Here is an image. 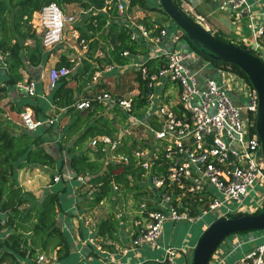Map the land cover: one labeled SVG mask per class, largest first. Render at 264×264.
<instances>
[{
  "label": "trees",
  "instance_id": "trees-1",
  "mask_svg": "<svg viewBox=\"0 0 264 264\" xmlns=\"http://www.w3.org/2000/svg\"><path fill=\"white\" fill-rule=\"evenodd\" d=\"M176 1L181 6L180 0ZM50 2H56L66 12L75 9L79 11L80 20L75 31L78 32L77 42L84 49V54L76 61L71 56V49L61 50L57 52V60L53 66L66 67L70 71L76 69L75 73L71 72L67 77L59 78L48 94L53 107L52 117L59 119L56 125L60 137L56 146L59 148L60 158L55 157L45 146L44 134L54 124L47 122V126L44 123L37 130L30 131L23 124L19 126L7 117L5 110L0 107V264H38L39 256H45L47 264L82 262L83 259L72 253L70 234L58 224L59 213L65 211L63 197L71 190L69 183L80 184L79 186L86 188L85 191L79 190L76 193L75 200V210L82 215L83 222L88 217L95 221L94 211L104 202L127 203L131 200L134 216L131 221L133 227L128 230L130 244L138 227L147 219V212L155 209L150 201L154 190L148 181V171L134 155V151L142 149L146 141V137H137L134 132L148 135V131L141 125H133L131 134H121L124 127L131 122L129 114L117 106H104L95 99V95L109 92L123 97L126 94L111 91L105 82L97 81L94 76L95 72L102 71L107 65L122 68L132 62V56L147 53L145 43L131 39L136 24L143 25L150 31L151 36H155L165 23L172 25L170 17L160 8L158 0H129L123 12H119L117 0H0V54L5 64L0 70V99H6L4 104L9 111L20 114L30 108L34 118L39 120L53 118L37 103L36 96L27 97L16 85L25 79L28 67L41 66L51 57V53L46 51L49 49L44 48L41 43V33L33 24L34 16ZM134 10L154 13L159 17L153 18L145 14L130 22L128 16ZM175 27L181 32L180 38L186 40L194 53L220 70L237 73L250 85L247 76L237 66L211 59L200 48H196L179 27ZM213 34L224 41L232 42L220 33ZM235 44L256 54L246 43ZM125 51L128 52L127 55L123 54ZM77 63L81 66L79 70ZM165 64L163 54L143 61L148 74L159 71ZM134 73L138 94L133 98L135 104L131 114L136 118L146 119L148 125L156 129L159 127L154 113L157 104L142 97L145 80L140 71L134 70ZM131 90L132 87L128 89ZM14 92L17 96L23 94L22 102L8 100ZM81 100H90V106L83 110L77 109L76 103ZM105 135L112 138L120 136V145L113 152L127 156L126 162L109 161L102 152V141L96 140L94 146L90 144L91 140ZM65 159L69 163L71 181L63 178L42 196L24 189L17 181L18 170L31 165L47 167L51 171V177H54L53 171L62 174ZM79 178L83 181H79ZM142 203H147L146 209L141 208ZM262 211L264 207L252 210L251 213ZM247 213L249 212L230 213L226 216ZM197 214L195 211L190 213ZM126 218V214L120 217L114 208L97 220L92 230L93 239L100 249L97 250L90 243L88 254L96 259L99 251H113L114 242L118 241V233ZM215 219L217 216L211 222ZM83 232L85 229L79 226L80 237H84ZM128 264L162 262L147 259Z\"/></svg>",
  "mask_w": 264,
  "mask_h": 264
},
{
  "label": "built area",
  "instance_id": "built-area-1",
  "mask_svg": "<svg viewBox=\"0 0 264 264\" xmlns=\"http://www.w3.org/2000/svg\"><path fill=\"white\" fill-rule=\"evenodd\" d=\"M128 3L129 0H117L119 12L125 11ZM218 8L236 11L240 16H250V5L246 0H225ZM197 17L200 22L203 20L202 16ZM38 20L41 43L44 48L50 49L62 41L65 26L75 22V15H66V11L56 2H50L42 8ZM135 27L131 39L140 43L150 41L159 45L167 36V28L164 27L155 36H151L150 31L141 24H136ZM262 37L264 12L250 48L263 53L259 40ZM175 39L179 48L162 53L166 64L159 71L148 74L143 62L135 64L136 70L140 71L145 80L142 97L148 101L155 102L156 97H159L157 101L166 99V94L155 95L156 88L164 91L166 85L170 84L174 89V102H155L157 105L154 113L159 122L158 128L150 127L146 119H139L131 114L135 104L133 98L138 90L134 96L118 97L109 92L95 95V99L104 106H117L129 114L131 122L121 134H131L133 125H141L148 131L145 146L135 150L134 155L148 171V181L154 190L150 201L155 209L147 212V219L138 227L131 240V249L141 246L157 248L165 222H195L201 219V215L220 207L225 208L222 213L226 216L232 211L227 204H236L233 209L236 212L252 193L261 196L260 200L251 198L253 206H259L263 199L264 160L259 155L261 142L255 130L258 103L256 90L233 71L223 73L220 80L208 78L200 81L197 73L187 66V61L194 52L187 42L181 41L180 35H175ZM123 54L127 55L128 52ZM2 60L3 56L0 54V62ZM4 65V62L0 64V70ZM111 69L113 66H105L102 71L95 72L94 79ZM69 73L70 70L66 67H52L46 77L48 89L52 90L57 80L67 77ZM16 87L28 97L37 96L38 82L33 78L25 77ZM234 92L245 96L244 104L237 103ZM89 106L90 100L76 103L79 110ZM20 116L23 126L30 131H35L46 123L35 119L29 109L21 112ZM47 122L51 124L54 120ZM96 140L102 141V152L109 161H127V156L113 152L120 145V136H99L91 140L90 144L94 146ZM70 175L72 177L71 172ZM53 180L57 181L59 177L54 176ZM78 180L83 181L82 178ZM141 208L146 209L147 203H142ZM193 211L198 214L190 215ZM253 249L234 264H264V235ZM178 250L179 248H167L162 264H179L176 258ZM43 259L44 256H39L38 264Z\"/></svg>",
  "mask_w": 264,
  "mask_h": 264
},
{
  "label": "crops",
  "instance_id": "crops-1",
  "mask_svg": "<svg viewBox=\"0 0 264 264\" xmlns=\"http://www.w3.org/2000/svg\"><path fill=\"white\" fill-rule=\"evenodd\" d=\"M223 1L225 0H180L181 7L184 10H186L189 14L195 11L198 13V15L203 17V20L201 22L212 33H220L222 34L223 37L230 39L233 43L242 42L248 45H252L255 40V31L261 25L262 15L264 12V0H246L247 3L250 5V16L248 15L240 16L238 12L232 11L230 9H224V10L219 9L218 6ZM200 6H202L203 9L206 8L208 10L209 12L208 17L204 16L200 11H198V9H201ZM145 14H148L153 18L159 17L157 14L153 13L154 14L153 16L152 13L143 12L141 10H134L132 14H130L128 17L130 19V22H132L133 20H136L138 17L144 16ZM236 14L238 15L239 19H236L237 17ZM191 15L194 16L193 14ZM198 15H195L196 18H198L197 17ZM245 17L250 18V22L249 24H247V28H248L247 32H245L243 27L240 26L237 22ZM34 18L37 20L36 25L34 26L36 27L37 30H40L38 15H36ZM204 18H206V23ZM164 28H167V36L159 45L154 44L150 41H146L144 46L147 47L148 50L147 53L136 54L132 56L133 59L130 64L122 68L121 67L113 68L109 71L103 72L101 76H105L110 73H113L114 70L117 71L120 69L123 70L126 68H130L137 63L143 62L148 57L149 58L154 57L166 51L177 49L176 47L178 42H176L174 35L175 32L177 31L176 28L171 29L170 26L166 23L164 24ZM211 28L213 29V31L211 30ZM259 40H261V47L262 49H264V45L262 46L264 37H262ZM56 54L57 53L55 54L51 53V57L49 58V61L41 66L28 67L25 73V77L33 78L37 80L38 89H37L36 97L39 99V101L37 99V103H40V105L44 107L45 113L49 115L53 113L52 112L53 107L48 99L49 89H48L46 77L49 70L54 66L57 60ZM78 66L79 64H77V67ZM187 66L190 68V70L197 73V76L200 81H204L208 78L218 79L223 75V73H226V71L218 69L217 67L213 66L210 62L204 60L196 53H193L190 60L187 61ZM204 68L206 70V73L202 74ZM170 87L171 85L168 84L166 85L164 91H162L164 92V94L166 95L168 94L167 97L173 95L175 96L174 89L171 90ZM159 90L160 88L159 89L156 88L155 95H157L156 91ZM234 93L236 95L235 98L237 103L241 105L244 104V102L246 101L245 96L239 92H234ZM22 95L20 96L11 95L10 98L12 97L16 99L11 98L8 100H16L17 102L20 103L22 102L21 100ZM167 97L166 99H168ZM175 100H176V96L174 100L171 101L174 102ZM27 109L31 110L30 108ZM50 118L53 117L51 116ZM48 119H44L43 121L47 123ZM57 120L55 119L52 124L56 123ZM46 123L44 126H47ZM52 128L50 129L52 130ZM55 132L57 133V130H55ZM47 133L48 131L44 134L45 141L46 139L48 140L50 137L49 135H47ZM57 137L59 138L60 134H58ZM48 145L49 147L46 146L48 150H51V147L56 146L55 143L54 144L48 143ZM28 167L29 169L23 168L18 170L17 181L24 189L33 191L37 196L44 195L46 192L53 189V187H55L59 183V180L57 181L53 180L54 177L53 178L51 177L53 182H50V178H49V182L46 183L44 172L47 175L51 173V171L47 167H41L37 165L35 166L31 165ZM62 172L63 174H65L66 172L70 174L69 163L67 159L64 160ZM53 176H55V172ZM64 177L67 178L66 175H64ZM69 185L71 186V190L68 193H66V195H64L63 197V205L65 206V211L63 213L62 212L59 213L58 224L70 234V237L72 238V242H71L72 253L79 256V259H83L82 262L88 264H110V263L128 264L132 262H141L147 259H155L157 261L162 262V260L165 258L166 249L169 247H173V248H179L176 254L177 262L179 264H191L194 246L196 244L200 232L205 226L203 224L202 225L199 224L197 228L195 227L196 229L194 228L193 230L191 229L185 231L182 237L176 239L175 242L169 243L164 240L165 230H167V228L172 229V227L171 226L169 227L168 225L175 226L176 222H170V223L168 222V224L165 223L162 226V235L159 242V246L157 248L141 246L135 249H131L130 245H128L129 243L128 230L126 231V233L124 232L125 226L123 224L118 233L117 242H119L122 246H126L127 248L125 247L121 251H117L118 246L117 243H115L114 244L115 247L113 251H99V257L95 259L94 257L88 254V251H90L88 245L91 243L94 246H96L97 250L100 249V247L97 244H94L95 241L93 239L94 232L92 230V227H94V224L96 222H94L92 225L91 224L92 221L90 217L86 218L84 222L82 221V215L77 214L75 210V200H76L75 186L77 187V184L73 185L72 183H69ZM198 223L199 222H196L195 224ZM90 224L92 226H90ZM165 225L168 227H166ZM79 226L85 229V232H83L84 237L79 236L78 233ZM131 227H133L132 223H131ZM245 234L248 236H239L240 234L238 233V234H232L227 238H225V240H223V244H220L219 248H217V250L214 252L208 264H234L238 259L252 252V250H254L253 248L255 247V245L259 243L258 241L259 236L257 234V231H252Z\"/></svg>",
  "mask_w": 264,
  "mask_h": 264
},
{
  "label": "water",
  "instance_id": "water-1",
  "mask_svg": "<svg viewBox=\"0 0 264 264\" xmlns=\"http://www.w3.org/2000/svg\"><path fill=\"white\" fill-rule=\"evenodd\" d=\"M160 8L179 27L196 48L211 59L233 64L244 72L257 92L255 130L261 142L259 155L264 160V61L233 42H227L207 29L202 22L184 10L176 0H158ZM264 230V211L259 213L222 215L213 220L199 235L191 264H208L221 242L232 234Z\"/></svg>",
  "mask_w": 264,
  "mask_h": 264
},
{
  "label": "rangeland",
  "instance_id": "rangeland-1",
  "mask_svg": "<svg viewBox=\"0 0 264 264\" xmlns=\"http://www.w3.org/2000/svg\"><path fill=\"white\" fill-rule=\"evenodd\" d=\"M208 6V5H207ZM201 9H198V11H200L204 16H209V12L208 10L205 8L203 9L202 6H200ZM69 13H74L75 15V22L73 23H67L66 26H65V30H64V37L62 39V41H60L58 44H56L53 48L49 49V50H46L50 53H57L61 50H64V49H71L72 52H71V56L73 59H75L76 61H79L80 57L84 54V49L81 48L77 42V38H78V32L75 31V26L77 25V23L79 22V18H80V15H79V11L77 9L75 10H71L69 12V10L66 12V15L69 14ZM153 14V13H152ZM191 14L194 15V17L196 18L195 15H198L197 12L193 11ZM36 16V15H35ZM34 16V17H35ZM154 16V14H153ZM236 16L238 17V15L236 14ZM236 19H239V17ZM198 19V18H197ZM205 19V23H206V18ZM36 22L37 20L34 18L33 19V24L36 25ZM238 24L240 26L243 27V29L245 30V32H247V24H249L250 22V18L248 17H245L243 18L242 20L240 21H237ZM237 24V25H238ZM171 29H175V24L172 22V25L170 26ZM177 31L175 32L174 35H180L181 32L180 30L176 29ZM211 30L213 31V29L211 28ZM40 32V30H38ZM182 42H186L185 39H181ZM260 44H261V40H260ZM263 46V45H262ZM177 49L179 48V43L177 44ZM190 48V47H189ZM191 49V48H190ZM253 50V49H252ZM255 53H258L263 59H264V49H263V53L259 52V50L255 49L253 50ZM79 64V63H77ZM50 66V65H49ZM77 67V66H76ZM79 68H81L80 64L79 66L77 67V70H79ZM137 66L136 65H133L132 67L130 68H126V69H120V70H117V71H113V73H110L108 75H105V76H100L97 78V81L100 80V82H104L106 81L105 83L109 86V89H111V91L114 92V90H116V92H122V95L126 94L125 96H134L136 94V87H137V82L135 80V73H134V70H136ZM75 73L76 72V69L75 71L72 70L70 71V73ZM69 73V74H70ZM206 73V70L204 68V70L202 71V74H205ZM220 78H218V80H220ZM132 87L133 90L131 91H128V89ZM159 89V88H157ZM170 89L172 90L173 87L171 86ZM156 90V89H155ZM154 90V92H155ZM50 91V90H49ZM123 91H125L126 93H123ZM156 94L157 95H160V94H164V92L162 91H156ZM11 95H15V93H11ZM10 96L8 97V99H11ZM168 96V94L166 95V97ZM159 97H156V99H158ZM168 99L166 100H174L175 96H170V97H167ZM12 99H16V98H12ZM154 100L156 103H159L161 102L162 100L160 101H157V100ZM6 101V99H0V107H2L4 110H5V114L7 117H9L11 120H13L16 124H18L19 126L21 125L22 126V119H21V116L20 114H17V113H14V112H11L8 110V106L4 104V102ZM4 114V115H5ZM51 116H53L52 114H50ZM58 117H53V120H57ZM59 120V119H58ZM53 127V126H52ZM51 127V128H52ZM51 129H48V133L47 135H49V139L45 141V146L49 147L48 143H52L56 145V142L58 141V137L57 135L60 134L59 133V128L57 127L56 123H54V127L52 128V130L50 131ZM55 130H57V133L55 132ZM135 136L137 137H146L147 135L146 134H143V133H139L137 131L134 132ZM46 147V148H47ZM54 156L56 154L55 157H59L60 158V154H59V148L57 146H53L51 147V150H49ZM64 157V156H63ZM65 158V157H64ZM63 164H64V161H63ZM25 168H28L29 167H25ZM41 171V170H40ZM62 171H63V168H62ZM55 172V176H58L59 177V182L62 181L64 177V175H66L67 178H65L66 180H71V175L69 173H65L63 174H60L59 172L57 171H53ZM57 172V173H56ZM68 175H70V178H68ZM44 176H45V181L46 183L49 182V178H50V182H53L52 178H51V175L50 174H46L44 172ZM82 183V182H80ZM80 184L77 185V187L75 186V194L79 192V190H81V192L85 191L86 188H82L81 186H79ZM262 203L258 205H255L253 206L252 203H251V198L254 197V199H257V200H260L261 196L257 193H252V196L250 197H247L245 198L244 200V203H243V206L239 209V210H236V212L233 210L234 207H236L237 205L236 204H227V207H229L230 209H232L231 211V214L233 213H238V212H249L251 213L252 210H257V209H261L262 207H264V193H262ZM113 206V207H112ZM118 211V214L120 217H123L125 214L127 216L126 218V221H123L124 223V232L126 233L127 230H129L131 228V221H132V218L134 216V211H132L131 209L134 208V205L132 203L131 200H129L127 203H124V202H120V203H109V202H104L102 203L101 205H99L97 207V209L94 211V220L95 221H92V225L94 222H96L97 220L101 219L102 217H104L106 215V213L111 210V209H114ZM225 210V208L223 207H220V208H217L215 211H211V212H207L206 214L204 215H201V219H199L198 221H195V222H189L187 220H184V221H175L176 224L175 226H172V225H168L169 227L171 226L172 229L170 228H167V230H165V234H164V240L166 242H169V243H172V242H175L176 239H179L180 237L183 236V233L187 230H193L195 227L197 228L199 226V224H203V225H209L211 222V220L217 216L220 217L223 215V211ZM230 213L226 214V215H229ZM91 219V218H90ZM169 223L172 222V221H168ZM168 222H165L168 224ZM196 222H199L198 224H195ZM164 223V224H165ZM90 224V226H92ZM166 226V225H165ZM166 226V227H168ZM182 226V227H181ZM174 227V228H173ZM181 227V228H180ZM195 228V229H196ZM202 232V231H201ZM200 232V234H201ZM199 234V235H200ZM257 234L259 236V239L258 241L261 242L262 239H263V235H264V230H257ZM239 236H248L246 234H240ZM117 243V246H118V250L117 251H121L123 248H125L126 246H122L119 242H114V244ZM94 244H97V242H94ZM221 244H223V242H221ZM96 247V246H95ZM115 247V245H114ZM117 248V247H116ZM127 248V247H126ZM48 260L46 259V257L44 256V259L41 260V264H47ZM2 264H5V263H2Z\"/></svg>",
  "mask_w": 264,
  "mask_h": 264
}]
</instances>
